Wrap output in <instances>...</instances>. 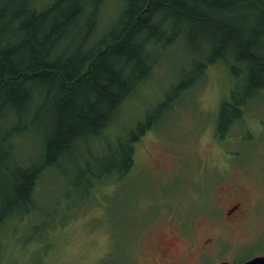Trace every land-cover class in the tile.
Instances as JSON below:
<instances>
[{
    "label": "rangeland",
    "instance_id": "1",
    "mask_svg": "<svg viewBox=\"0 0 264 264\" xmlns=\"http://www.w3.org/2000/svg\"><path fill=\"white\" fill-rule=\"evenodd\" d=\"M40 1L43 7L50 0ZM123 3L96 5L94 38L113 28ZM92 8L89 2L86 12ZM178 39L165 46L148 80L125 101L120 120L103 132L126 135L141 122L151 123L133 143L132 167L121 176L95 178L105 151L102 136V142H88L90 151L75 162L63 160L62 172L43 171L33 209L0 222V264H198L193 249L187 262L172 251L193 248L210 231L226 242L219 251L209 249L211 257L201 264L240 263L264 254V90L248 96L246 65L228 58L207 63L192 86L174 96L173 88L202 57L185 36ZM164 99L167 106L155 111ZM229 104L238 105L239 119L221 131L220 116ZM37 144L20 136L17 164L31 163ZM4 161L0 157V165ZM79 176L93 186L79 188ZM235 199L243 200L246 213L231 221L223 213ZM184 219L187 238L178 232ZM174 236L175 247L163 257L161 239Z\"/></svg>",
    "mask_w": 264,
    "mask_h": 264
},
{
    "label": "trees",
    "instance_id": "2",
    "mask_svg": "<svg viewBox=\"0 0 264 264\" xmlns=\"http://www.w3.org/2000/svg\"><path fill=\"white\" fill-rule=\"evenodd\" d=\"M100 2L50 0L41 7L40 0H0V222L33 209L43 171L62 172L63 160L75 162L90 151L88 142L101 140L179 34L192 39L202 60L173 88L174 96L189 89L207 63L230 53L246 65L244 92L264 90V0H123L113 28L97 39ZM166 106L161 100L155 111ZM237 106L222 111L221 131L239 119ZM150 124L104 135L95 178L125 174L133 165V143ZM22 135L39 149L24 166L14 158ZM76 184L93 186L84 176Z\"/></svg>",
    "mask_w": 264,
    "mask_h": 264
},
{
    "label": "flooded vegetation",
    "instance_id": "3",
    "mask_svg": "<svg viewBox=\"0 0 264 264\" xmlns=\"http://www.w3.org/2000/svg\"><path fill=\"white\" fill-rule=\"evenodd\" d=\"M236 190L237 189L235 188V190H233V191H236ZM235 196H237V194H235ZM245 213H246V208L243 204V200L235 199V200L230 201L228 206L225 207L223 214H224L226 219L234 221V220H237V219H240L241 217H243L245 215ZM213 218H216V217H213ZM180 224H181V228L180 227L178 228V232L180 233V235L182 237L187 238L188 237V235H187L188 231L186 228H188V227L184 226V224H187L186 220L184 219V222H182V223L180 220ZM176 242L177 241H176L175 236L172 238H169V239H166V237L161 239V246H160L161 255L163 257H168V255L170 254V250H172L175 247ZM225 242L226 241L223 238V236H219L218 233H214V232L210 231L208 233V235H206L202 238L201 237L197 238L195 240V245L193 248L190 245H186L185 247L181 246L182 250L179 253L172 251V254L175 255L177 258H180V260H182V261L186 260V262H187L189 260V255L192 254L191 249H193L197 255L196 262L198 264H201L202 261H205L209 257H211L209 249H212L213 251H219L221 249L223 243H225ZM155 245L157 246V244H155ZM222 261H226V260H220L216 264H218Z\"/></svg>",
    "mask_w": 264,
    "mask_h": 264
},
{
    "label": "water",
    "instance_id": "4",
    "mask_svg": "<svg viewBox=\"0 0 264 264\" xmlns=\"http://www.w3.org/2000/svg\"><path fill=\"white\" fill-rule=\"evenodd\" d=\"M218 264H264V255H256L240 263H230L227 261H222Z\"/></svg>",
    "mask_w": 264,
    "mask_h": 264
},
{
    "label": "bare ground",
    "instance_id": "5",
    "mask_svg": "<svg viewBox=\"0 0 264 264\" xmlns=\"http://www.w3.org/2000/svg\"><path fill=\"white\" fill-rule=\"evenodd\" d=\"M188 41H192V39L191 40H188ZM193 47H195L193 44H191ZM195 50H196V53H197V56H202L201 55V51L200 50H198V48H195ZM228 58H230L231 60H236V59H234L233 58V56H232V54L230 53V55H225V56H222V57H220L219 59H217V60H225V59H228ZM202 60V57L200 58V59H198V60H195V65H197L198 64V61L200 62Z\"/></svg>",
    "mask_w": 264,
    "mask_h": 264
}]
</instances>
